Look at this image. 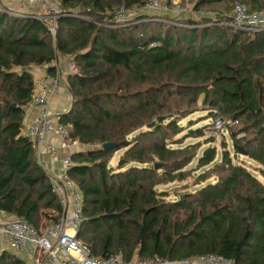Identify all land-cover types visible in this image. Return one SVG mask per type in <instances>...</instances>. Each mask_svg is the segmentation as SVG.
I'll return each instance as SVG.
<instances>
[{"label":"trees","instance_id":"1","mask_svg":"<svg viewBox=\"0 0 264 264\" xmlns=\"http://www.w3.org/2000/svg\"><path fill=\"white\" fill-rule=\"evenodd\" d=\"M58 1L62 11L90 19L59 17L54 44L43 19L0 12V212L40 234L61 215L50 173L22 128L35 90L31 69L53 73L55 60L69 56L77 72L66 77L71 104L58 121L70 139L91 147L72 153L68 170L83 197L77 238L91 254L132 262L215 253L234 264H264V183L233 163L225 143L219 162L210 146L197 159V168L212 166L195 183L213 182L171 201L157 189L190 173L184 167L201 144H173L183 142L175 139L179 121L200 96L213 117L237 120L229 128L232 152L258 163L264 178V30L237 29L228 15L236 2L253 11L264 0H180L204 15L115 28L97 23L148 0ZM110 142L116 146L101 148ZM119 149L121 160L135 165L114 169L110 159ZM0 264L27 263L2 250Z\"/></svg>","mask_w":264,"mask_h":264},{"label":"built area","instance_id":"2","mask_svg":"<svg viewBox=\"0 0 264 264\" xmlns=\"http://www.w3.org/2000/svg\"><path fill=\"white\" fill-rule=\"evenodd\" d=\"M24 3L30 7L41 8L43 12L15 13L8 11V8L1 4L0 12L15 14L16 17L14 18L35 17L43 19L53 44L59 17L71 15L86 19L79 10H74L71 13L62 11L57 5V0H24ZM161 7V0H148L143 5L134 8L132 12L122 6L112 16L105 18L101 24L112 28L130 26L137 22L132 17L134 14L145 16ZM186 11V9H175L174 13L179 15ZM228 15L232 20V25L237 29L250 32L264 30V8L249 11L244 4L236 2ZM151 19L154 18L147 17V20ZM53 65L55 68L53 73H48L42 67L43 71L35 74V90L30 104L35 109L36 114L27 124L23 123L22 134L31 139L34 148L35 145H45V150L52 159L58 151H63L59 173L50 171L39 163L50 173L54 191L57 193L61 205V215L47 231L40 234L27 221L6 216V213L0 212L1 250H8L17 254L27 264H234L231 259L215 253L196 255L181 260H162L155 255L153 258L144 261L135 258L132 262L124 261L119 254L104 257L91 254L90 249L77 238L78 229L84 220L83 197L68 176V170L72 166L71 155L74 149L79 148L81 144L68 137L65 127L58 121V116L54 117L49 107L50 97L62 89L67 75L75 74L77 68L73 59L65 62V64L55 60ZM236 124V119L216 116L213 118L212 130L224 132ZM49 136L55 137L58 143L48 141L46 138Z\"/></svg>","mask_w":264,"mask_h":264},{"label":"rangeland","instance_id":"3","mask_svg":"<svg viewBox=\"0 0 264 264\" xmlns=\"http://www.w3.org/2000/svg\"><path fill=\"white\" fill-rule=\"evenodd\" d=\"M58 3H59V1L57 0V5H58ZM161 5H162V7L160 9L149 12L145 16H137L134 14L132 17L136 21L138 19L147 20V17H152V18H154V20H162L164 22L176 23L178 21H183V20H187V19L198 20V19H200V17H202L204 15L203 13L193 14V10H192V7L190 4H187L183 7L180 6V0H174V1L171 0V5H166L165 0H161ZM32 8L37 10L36 12H38V13L43 12V9H41V8H34V7H32ZM175 9H179V10L180 9L181 10L186 9L187 11L177 15L176 13H174ZM7 10L10 12H15V13L19 12V11H15L14 9H7ZM130 11L132 12L133 9H130ZM26 13H29V12H26ZM11 14H9V15H11ZM11 16H13V18L16 17L15 14H12ZM86 19H90V18L86 17ZM97 24L101 25L100 22ZM61 59L64 60L65 62H67L73 58H71L69 56L65 57V58H58L57 59L58 63L59 62L62 63ZM41 68L38 66H35L31 69V71L34 74H38L41 72V70L43 71V69H44V68L43 69H41ZM65 84H66V81H65ZM211 114L212 113H211V110L208 108V105L202 103V96H200L198 99V102L196 103L195 108L193 109V111L189 115H187L186 117L180 119L179 123H180L181 128L183 130H182V132H180L178 135L175 136V139L180 138L183 142L180 145L173 144V147L174 148L182 147L186 144H192V143H196V142L200 143L201 146L198 149V152H197L195 159L192 160L191 163H189L187 166L184 167L185 170H188L190 172L185 179H183L181 181L175 180L173 182L164 183V184H160L157 186L158 191L167 193V196H164V199L166 201L176 200L181 193L192 192V191L198 189L199 187L203 186L207 182H213L214 179L212 177H210L205 182L195 183L197 177L201 173H203L206 169H209L212 166V164H211V165H208L206 167L197 168L196 167L197 159L201 155L203 150L205 148H207L208 146H210V147H214L216 149V152H217L214 162H219L221 160L220 159L221 158V152L224 150V147H223L224 144L223 143H225V146H226L225 148L230 152V155L232 157V161L234 164H242L253 175L258 177V179L264 183V178L258 174V167H259L258 163H256L255 161H253L252 159H250L248 157L240 156V155L235 156L233 154L232 146H231L230 130L228 129V131H224V132H219V131L214 132L212 130L213 129L212 123H213L214 117ZM194 131H201L202 136L194 137L192 135V133ZM188 134H191L192 136H188ZM243 135H244L243 132H241L239 134V136H243ZM124 150L125 149H119L112 154V157L110 159V165L114 169H117L118 166H120L122 164H124V165H122V167L120 168L121 170L128 167L129 165H135L133 163L125 164L124 161L121 160V156L123 155ZM1 251L2 250L0 248V252Z\"/></svg>","mask_w":264,"mask_h":264},{"label":"crops","instance_id":"4","mask_svg":"<svg viewBox=\"0 0 264 264\" xmlns=\"http://www.w3.org/2000/svg\"><path fill=\"white\" fill-rule=\"evenodd\" d=\"M0 4L8 9H14L15 11H19V12L35 13L37 11L32 7L27 6L24 3V0H0ZM34 8H38V7H34ZM64 62L65 61L62 60V64H65ZM70 104H71V94L67 85L64 83L62 89L60 91L55 92L50 97L49 107L54 117H57L58 115L65 113L69 109ZM35 114H36L35 109L31 106V104H28L25 108L24 124H27L30 121V119L35 116ZM46 139L48 141L54 142L55 144L58 143L57 139H55V137L53 136H49ZM89 148L91 147L81 144L79 148L74 149V152L85 151ZM35 156H36V161L44 165L46 168H48V170L56 173L60 172L61 169L60 159L63 156L62 150L58 151L55 157L52 159L49 157L47 150H45V145L42 146L35 145Z\"/></svg>","mask_w":264,"mask_h":264},{"label":"water","instance_id":"5","mask_svg":"<svg viewBox=\"0 0 264 264\" xmlns=\"http://www.w3.org/2000/svg\"><path fill=\"white\" fill-rule=\"evenodd\" d=\"M162 120V117H157V119H156V121L157 122H159V121H161ZM156 121H154V122H151L150 124H148L147 125V127L148 128H150L151 126H153V124L156 122ZM116 146V144L115 143H103L102 145H101V148L103 149V150H110L111 148H113V147H115ZM160 166V164L159 163H155L154 164V168H158ZM139 236H141V235H139Z\"/></svg>","mask_w":264,"mask_h":264}]
</instances>
